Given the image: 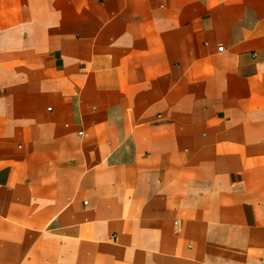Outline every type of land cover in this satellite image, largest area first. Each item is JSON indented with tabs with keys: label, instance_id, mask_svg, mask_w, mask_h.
Returning <instances> with one entry per match:
<instances>
[{
	"label": "crops",
	"instance_id": "0c3cea01",
	"mask_svg": "<svg viewBox=\"0 0 264 264\" xmlns=\"http://www.w3.org/2000/svg\"><path fill=\"white\" fill-rule=\"evenodd\" d=\"M0 264H264V0H0Z\"/></svg>",
	"mask_w": 264,
	"mask_h": 264
},
{
	"label": "built area",
	"instance_id": "2783aa9c",
	"mask_svg": "<svg viewBox=\"0 0 264 264\" xmlns=\"http://www.w3.org/2000/svg\"><path fill=\"white\" fill-rule=\"evenodd\" d=\"M219 51H222L223 50V47H219L218 48ZM85 204H87V202H84Z\"/></svg>",
	"mask_w": 264,
	"mask_h": 264
}]
</instances>
